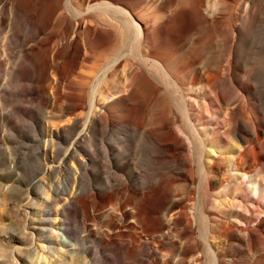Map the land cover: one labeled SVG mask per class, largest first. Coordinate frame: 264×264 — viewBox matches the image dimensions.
<instances>
[{"label": "bare ground", "instance_id": "obj_1", "mask_svg": "<svg viewBox=\"0 0 264 264\" xmlns=\"http://www.w3.org/2000/svg\"><path fill=\"white\" fill-rule=\"evenodd\" d=\"M263 1L0 0V74L14 59L10 79L29 81L61 105L68 119L51 126L58 139L72 141L61 162L71 176L64 187L67 219L86 228L100 219L106 228L93 229L100 243H124L114 254L126 247L145 264H206V258L212 264H264V66L251 60L264 58V37H253L255 28L264 29ZM207 39L228 46L217 63L202 53ZM169 49L174 53L167 55ZM64 64L70 73L81 66L97 75L89 82V74L78 73L72 92H64ZM160 103L166 114H153ZM211 116L216 126L206 123ZM48 137L44 159L55 147L52 131ZM131 137L149 143L146 171L129 158ZM198 140L199 182L192 160ZM221 141L226 144L206 150L207 142ZM229 147L231 154L224 152ZM203 189L220 197L213 200L212 235L200 240L193 211ZM200 210L211 217L206 207ZM59 229L64 247L78 245L72 241L79 232L66 224ZM52 245L50 240V252L60 254Z\"/></svg>", "mask_w": 264, "mask_h": 264}, {"label": "rangeland", "instance_id": "obj_2", "mask_svg": "<svg viewBox=\"0 0 264 264\" xmlns=\"http://www.w3.org/2000/svg\"><path fill=\"white\" fill-rule=\"evenodd\" d=\"M263 6L264 1L261 3L262 8H264ZM206 35L204 33L203 36ZM3 37L4 33H0V49ZM253 37L258 42L261 37H264V29L255 28ZM217 39L222 40V37ZM207 41L202 53L207 56L210 53L209 59L212 63L222 60L228 53V46L224 43L213 45L209 39ZM15 50L17 51V49ZM15 50H13L12 56L16 54ZM172 53H174L172 49L167 51V55ZM13 60L10 59V62ZM251 60L257 63V66H264L263 57H252ZM8 61L2 67L4 74H0V92L2 93V100H0V264H145L144 261H136L126 247L121 248L117 255L114 254V249L124 245L123 242L114 240L113 243L102 245L98 240L100 237H96L93 230L96 226L106 228L101 224L100 219L89 221L88 228L83 226L81 220L80 222L76 221L71 216L67 219L69 214L65 200L69 198V194L64 187L71 176L70 171L61 162L67 151L72 149V141L58 139V131L51 124L64 122L68 118L64 117L65 114L61 111V105L50 99L43 89L31 85L29 81L17 82L12 78L10 79L6 75V72L11 70ZM62 66L65 67L68 73V77L66 76V80H64L66 84L64 81L60 83L63 91L67 89L64 92H72L70 88H74L78 73L87 77L89 74V82L97 75V72L92 69H84L83 72L81 66L77 69V73H70L67 64ZM86 70L91 73L94 72L95 75L92 73V76L90 73H86L89 72ZM68 79L70 80L68 81ZM118 81L119 79L116 81L111 80L108 83L116 85ZM12 90L15 92H12ZM18 91L26 92L28 95L18 97L16 93ZM172 91H175V88H172ZM89 93L90 90L87 88L83 93L86 99L89 97ZM141 93L143 94L144 91H141ZM199 99H201L200 112L203 108L202 101L204 98L199 97ZM55 101L58 102V100ZM164 105L165 103H160L153 114L163 115L164 113L165 115L167 107L164 108ZM26 109L30 112L25 111ZM214 118V116H211L207 119L206 123L209 124V127L216 126L217 121ZM200 123L201 120L196 125L202 131L204 127ZM220 127L224 128L223 126ZM59 130L62 131V128ZM51 131L55 136V147L53 150L52 148L48 150V158L44 159L42 151L45 147L47 134L50 135L48 140H51ZM60 135L62 134L60 133ZM203 137L205 138V135ZM218 140L220 141V139ZM109 141L114 144L116 138L111 137ZM197 143V148L193 147L192 160L194 162L193 172L196 181L199 182L201 180L199 176L200 152L203 148L199 140ZM148 144L146 141L138 142L137 139L134 141L132 137L129 144V158L143 171H146L148 152L151 150ZM223 144L226 143L224 141L219 144L217 142H207L206 150L213 151ZM224 152L232 153L230 147ZM117 153L118 151L115 150L112 154L115 156ZM45 162H49L47 167H43ZM126 171L130 173L131 168L127 167ZM91 173L95 176L93 169ZM71 181L73 186L75 185L76 191L79 192L81 189L78 187L80 182L76 183L74 178ZM217 193L218 191L215 194H206L205 189H203L201 204L199 207L195 206V211H193L195 213L193 220L200 240H202V234L209 233L210 236L212 235L214 222L211 218L217 213L213 209V200H218L220 197ZM202 207H206L207 211H210L211 217L202 213L200 210ZM51 214L53 216L50 218ZM44 219L48 222L45 227L42 226L45 223L43 222ZM62 224H66L71 233L74 231L80 233L78 234V241H72L73 244L77 242V246L64 247L61 244L63 233L59 227ZM41 227L47 229L42 232L40 231ZM122 233L131 235L130 231L126 229ZM143 237L146 238L144 239V246L148 250L146 252H152L153 245L147 243L148 239L145 234ZM126 239L129 240L130 238ZM50 240H52V246L61 251L60 254L53 255L50 252V248H48ZM118 240L125 242V239L121 237ZM101 250H104L105 253H101ZM143 258L147 260L149 257L144 256ZM205 260L206 264H212L209 258Z\"/></svg>", "mask_w": 264, "mask_h": 264}]
</instances>
